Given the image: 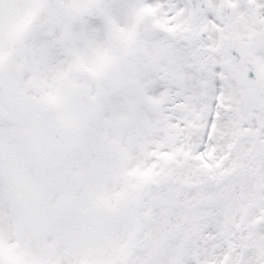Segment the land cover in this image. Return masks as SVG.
I'll use <instances>...</instances> for the list:
<instances>
[{
    "label": "snow or ice",
    "instance_id": "6c2138e0",
    "mask_svg": "<svg viewBox=\"0 0 264 264\" xmlns=\"http://www.w3.org/2000/svg\"><path fill=\"white\" fill-rule=\"evenodd\" d=\"M0 264H264V0H0Z\"/></svg>",
    "mask_w": 264,
    "mask_h": 264
}]
</instances>
